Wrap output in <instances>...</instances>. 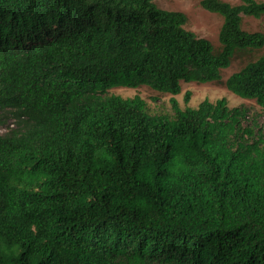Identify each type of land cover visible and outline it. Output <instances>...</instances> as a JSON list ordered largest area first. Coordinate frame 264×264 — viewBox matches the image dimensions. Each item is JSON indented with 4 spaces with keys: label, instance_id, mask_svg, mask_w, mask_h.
<instances>
[{
    "label": "trees",
    "instance_id": "16d2710c",
    "mask_svg": "<svg viewBox=\"0 0 264 264\" xmlns=\"http://www.w3.org/2000/svg\"><path fill=\"white\" fill-rule=\"evenodd\" d=\"M223 44L155 0H0V264H264V126L205 98L151 113L142 85L176 95L221 79L264 0H201ZM225 85L264 109V54ZM191 91L185 94L190 100Z\"/></svg>",
    "mask_w": 264,
    "mask_h": 264
},
{
    "label": "rangeland",
    "instance_id": "374dc122",
    "mask_svg": "<svg viewBox=\"0 0 264 264\" xmlns=\"http://www.w3.org/2000/svg\"><path fill=\"white\" fill-rule=\"evenodd\" d=\"M232 4L240 3V0H224ZM263 1V0H257ZM160 8L167 10L182 11L187 16L185 27L193 30L199 36L209 39L214 47V51L220 54L223 44L219 39V33L224 21L223 16L204 8L201 0H155ZM243 28L249 31H260L264 33V14L261 17L243 15ZM264 54V46L260 49H237L231 60V64L221 71V79L212 82H186L182 81V90L180 93L173 95L163 93L152 89L149 86L142 85L137 88L115 87L110 89V93L120 94L124 97H131L136 94L142 96L151 113H167L172 115L174 110L171 99L176 97L182 108L197 107L205 98L215 101L218 98H227L230 107L247 106L249 107L248 117L245 122L255 118L264 126V109L259 106L255 100L243 98L227 88L226 80L234 73L239 71L247 62L256 60ZM191 91L190 100L185 101V94ZM19 123L13 117L3 119L0 125V133L5 134L11 129L18 128Z\"/></svg>",
    "mask_w": 264,
    "mask_h": 264
}]
</instances>
